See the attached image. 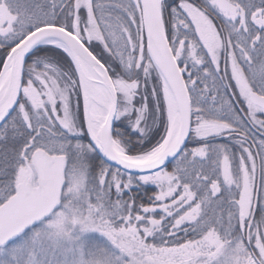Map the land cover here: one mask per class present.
Wrapping results in <instances>:
<instances>
[{"label":"snow or ice","instance_id":"obj_1","mask_svg":"<svg viewBox=\"0 0 264 264\" xmlns=\"http://www.w3.org/2000/svg\"><path fill=\"white\" fill-rule=\"evenodd\" d=\"M0 264H264V0H0Z\"/></svg>","mask_w":264,"mask_h":264}]
</instances>
